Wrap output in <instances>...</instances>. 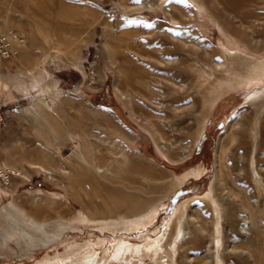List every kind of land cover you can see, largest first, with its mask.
Segmentation results:
<instances>
[{
  "label": "rangeland",
  "instance_id": "374dc122",
  "mask_svg": "<svg viewBox=\"0 0 264 264\" xmlns=\"http://www.w3.org/2000/svg\"><path fill=\"white\" fill-rule=\"evenodd\" d=\"M251 2L241 18L229 0H0V168L9 175L0 174L1 212L12 199L49 221L84 210L105 223L153 201L161 210L158 220L131 228L74 221L35 246L6 241L0 226V264H35L89 241L102 242L94 244L100 255L118 240L142 244L166 229L180 201L212 182L222 232L213 201L191 199L178 263L264 264V102L246 99L255 86L217 90L215 82L231 65L225 44L264 58V0ZM197 4L210 11L199 13ZM10 30L24 41L4 37ZM30 69L48 70L63 89L54 112L44 110L37 123L23 110L33 97L11 78ZM80 142L89 159L95 151L105 157L101 174L78 161ZM120 144L129 151L126 163ZM194 166L202 178L190 176L173 190ZM141 257L131 264H151Z\"/></svg>",
  "mask_w": 264,
  "mask_h": 264
},
{
  "label": "bare ground",
  "instance_id": "6f19581e",
  "mask_svg": "<svg viewBox=\"0 0 264 264\" xmlns=\"http://www.w3.org/2000/svg\"><path fill=\"white\" fill-rule=\"evenodd\" d=\"M250 1L253 2L255 0H229L228 8L237 16H241V18L248 17V10L250 8L248 6H250ZM256 3L260 4V2ZM261 5L263 6L264 2ZM197 8L199 13H201L202 10L207 12L208 10L210 11V9L205 7L203 4H197ZM249 20L252 19L249 18ZM224 49L225 54H227L231 61V65L229 68L227 67L228 69H225L227 70L225 76L221 78L213 77L216 79V89L219 87L224 88L233 84L255 86V89L250 90L247 93L246 99L251 100L257 98L264 102V85L261 86V83L264 82V58L260 59L251 55L247 53L244 48L239 47L238 45L229 46L225 44ZM223 65L226 66V62H224ZM207 69L208 67L204 66L202 72L204 75L211 78V73ZM11 78L14 80L15 86L20 91L33 97L31 104L23 108V110L34 118L35 123L39 121V118L42 116L44 110L54 112L56 105L55 99L61 97L63 89L58 86V81L51 77V73L48 70L45 69V71L42 72L30 69L26 73L24 71H20ZM113 127L119 132L123 131L117 123L116 125H113ZM205 132L206 125L204 124L200 131L197 143H199ZM119 146L120 147H118V151L116 150V152H118L117 154H119L120 157H123V160L120 159V161L126 163L129 158V151L123 144H120ZM75 156L80 159L78 161L91 166L92 169H95L96 173L101 174V161L105 158L103 154H98L97 151H95L94 154H92L91 159H89L82 150V142H80L76 146ZM116 156V158L119 159V156ZM116 158L115 160H117ZM38 166L42 170L52 174L50 169L45 167L43 164H38ZM18 171L19 169L12 170L14 173H17ZM0 174L6 175V178L9 179V175L5 173L4 169L2 170L0 168ZM203 174L204 170L202 167L194 166L188 169L182 174V176L175 179L176 182L174 183L173 190H175L179 185H182L188 177L191 176L195 179H201ZM256 180L258 184L263 183L260 177ZM1 192L2 190L0 189V195ZM214 192V184L212 182L208 189H206L203 193L184 198L171 212V217L169 218L166 229L155 237L150 235V238H147L148 240L146 239L147 241L142 244H132L126 239L118 240L113 243L112 246L108 245L106 247L109 251L107 252L106 250L104 255H100L102 252L99 250L100 247L94 246V244L102 243L101 241L71 244L66 252L58 253L53 256H47L35 264H91L94 262H97V264H131L132 258L140 257L142 259L141 256L144 255H147V259L151 260V264H179V249L181 244L184 242L187 231V206L191 199L205 196L208 197L209 200L211 199V201H213L215 204V211L217 213V220L215 223L216 232H222L221 207H219V198L216 197ZM52 194L54 198L62 197V195L58 192H53ZM136 202L137 200H134L132 202L133 205H136ZM159 204V201H153L138 210L136 209L128 215H122L117 219L111 218L109 219L110 222L104 223L103 221H108V219L92 217L84 210H79L76 216L70 220L63 219L62 217L52 221L40 220L36 216L31 215L26 209H23L15 202V200L12 199L5 207L4 212H1L0 210V214H2L7 220L6 224H1L0 226L3 229V235L6 241H10L14 238L19 241L22 238L28 245L35 246L38 244H48L50 241L55 239V237L59 236L66 228L71 226L74 221L85 222L99 220L101 224L118 222L124 223L126 227L130 228L136 225L154 222L155 220H158V217L161 214ZM195 238L197 239V237ZM215 239L217 240L218 245L222 243L221 238ZM195 246L197 247V245ZM103 258L104 260H102ZM115 261L117 262L115 263ZM215 264L225 263L221 258H218Z\"/></svg>",
  "mask_w": 264,
  "mask_h": 264
},
{
  "label": "built area",
  "instance_id": "2783aa9c",
  "mask_svg": "<svg viewBox=\"0 0 264 264\" xmlns=\"http://www.w3.org/2000/svg\"><path fill=\"white\" fill-rule=\"evenodd\" d=\"M2 36H3V33L0 34V38ZM7 36H9L10 38L14 39L15 41H18L19 43L24 41V37L21 34H19L18 32L14 31V30H10L7 33V35H5L4 37L7 38ZM6 46H8V45H6ZM13 48H14L13 46H12V49L10 47L6 48V56H9L10 53L13 52Z\"/></svg>",
  "mask_w": 264,
  "mask_h": 264
},
{
  "label": "trees",
  "instance_id": "16d2710c",
  "mask_svg": "<svg viewBox=\"0 0 264 264\" xmlns=\"http://www.w3.org/2000/svg\"><path fill=\"white\" fill-rule=\"evenodd\" d=\"M204 134H205V133H204ZM202 137H203V136H202ZM201 139H202V138H201ZM200 141H201V140H200ZM200 141H199V142H200ZM200 143H201V142H200Z\"/></svg>",
  "mask_w": 264,
  "mask_h": 264
}]
</instances>
